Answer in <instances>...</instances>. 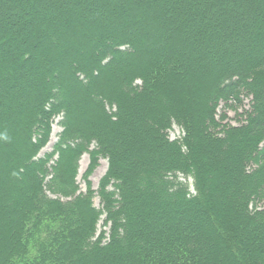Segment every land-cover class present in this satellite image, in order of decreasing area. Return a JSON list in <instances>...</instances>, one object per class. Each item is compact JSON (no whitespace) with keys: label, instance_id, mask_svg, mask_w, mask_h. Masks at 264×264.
<instances>
[{"label":"trees","instance_id":"trees-1","mask_svg":"<svg viewBox=\"0 0 264 264\" xmlns=\"http://www.w3.org/2000/svg\"><path fill=\"white\" fill-rule=\"evenodd\" d=\"M0 264H264V0H0Z\"/></svg>","mask_w":264,"mask_h":264},{"label":"rangeland","instance_id":"rangeland-1","mask_svg":"<svg viewBox=\"0 0 264 264\" xmlns=\"http://www.w3.org/2000/svg\"><path fill=\"white\" fill-rule=\"evenodd\" d=\"M251 99H252L251 96L248 95V93L246 92L241 95V100H242L241 102L235 101V102H229L228 104H226L225 102L222 101L218 108V113H219L218 116H221V114L226 113L227 117L225 118L224 122H228L232 125L240 124L241 121H243L242 119L243 117L241 116V113H243L246 109L250 107ZM61 120H62L61 116H57L53 120L50 139L48 143L46 144V146L42 148V150L40 151L39 153L40 157H43L44 155L51 154L52 152H54L55 144L57 143L59 139V135L61 131L63 130V127L61 125ZM183 135H184L183 129L181 128V126L177 124H174L173 127L169 131V136L171 139H181ZM53 158H56V155L55 156L53 155ZM89 162H90L89 154L88 153L83 154V156L81 157L79 161V174L77 177V181L83 192L87 190V180L90 181L92 188L97 192L99 189L100 180L105 175L108 169V159L101 157L96 167L88 175V177H86ZM180 177L190 184L191 190H194L193 184H192L193 180L191 178H184L182 175H180ZM218 181L220 182L219 184L223 183V178L220 177ZM110 188L112 189V186H110ZM161 199L164 200L165 198H161ZM93 201H94V205L98 209L103 208V204L97 193ZM104 219H105V215L102 216L99 222L98 232L102 230H106L108 232V227L104 225Z\"/></svg>","mask_w":264,"mask_h":264}]
</instances>
